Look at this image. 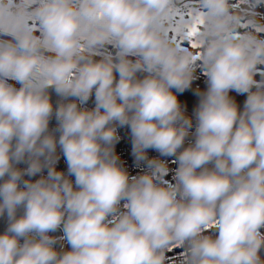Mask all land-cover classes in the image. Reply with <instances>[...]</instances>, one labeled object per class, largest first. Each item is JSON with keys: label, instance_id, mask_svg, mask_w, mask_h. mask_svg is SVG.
I'll return each instance as SVG.
<instances>
[{"label": "clouds", "instance_id": "9594fccd", "mask_svg": "<svg viewBox=\"0 0 264 264\" xmlns=\"http://www.w3.org/2000/svg\"><path fill=\"white\" fill-rule=\"evenodd\" d=\"M261 7L0 0V264H264Z\"/></svg>", "mask_w": 264, "mask_h": 264}, {"label": "crops", "instance_id": "0c3cea01", "mask_svg": "<svg viewBox=\"0 0 264 264\" xmlns=\"http://www.w3.org/2000/svg\"><path fill=\"white\" fill-rule=\"evenodd\" d=\"M189 44H191L193 47H195V41L194 40H190L188 42ZM196 75L198 77V79H196L191 88L184 91L183 93H178V99L180 100V102L182 103V105L186 106V109L189 110L190 112H193V109L195 108V106L198 103V97L195 94L196 89L199 88L201 91L206 89V77L204 76V74L197 69ZM10 83H15L14 81H9ZM15 86L18 88L20 85L18 83L15 84ZM230 95L233 96L237 103L242 107L243 106V101L245 99L244 95H239L237 94L235 91L230 92ZM116 150V149H115ZM116 153L118 154L117 150ZM63 158V157H61ZM62 161V160H61ZM62 163V162H61ZM60 165V161L57 164V167ZM166 180L169 179V175L167 177H165ZM183 251V249L177 247L174 250L170 251L168 253V256L171 258L172 261H176L177 257L179 256V254Z\"/></svg>", "mask_w": 264, "mask_h": 264}, {"label": "built area", "instance_id": "2783aa9c", "mask_svg": "<svg viewBox=\"0 0 264 264\" xmlns=\"http://www.w3.org/2000/svg\"><path fill=\"white\" fill-rule=\"evenodd\" d=\"M93 100H89L87 106L89 108L94 106ZM187 110V109H186ZM187 113L189 115L192 114V112H190L189 110H187ZM119 134L121 136V140L119 141V143L116 145V150L118 152V155L120 156L121 160L124 163V166L128 169V171L130 172L131 175H136L138 174V172L140 171V169L136 166V163L134 161V158L131 155V143H130V137H129V130L127 128H121L118 129ZM185 146H187V141ZM158 155L157 153H155L154 151L149 150V156H156ZM169 159V161H171L172 158H167ZM169 167L170 169H172L173 171L169 173V181L172 180V175L173 172L175 170V168L177 167L176 164L174 163H169ZM67 169V164L64 160V158H62V163L60 165V167L58 168V170H64L66 171Z\"/></svg>", "mask_w": 264, "mask_h": 264}, {"label": "trees", "instance_id": "16d2710c", "mask_svg": "<svg viewBox=\"0 0 264 264\" xmlns=\"http://www.w3.org/2000/svg\"><path fill=\"white\" fill-rule=\"evenodd\" d=\"M245 27H249V26H245ZM262 35H264V33H262ZM50 91H51V98H52L53 104L55 105L56 102L58 101L59 97L56 95L54 90H50ZM55 124H56L55 119L50 121V125H49L50 129H54L55 128ZM19 167H24V165L21 164V165H19ZM36 178H38V177H33V179H36ZM6 226H7L6 217H0V234H2L5 231Z\"/></svg>", "mask_w": 264, "mask_h": 264}, {"label": "rangeland", "instance_id": "374dc122", "mask_svg": "<svg viewBox=\"0 0 264 264\" xmlns=\"http://www.w3.org/2000/svg\"><path fill=\"white\" fill-rule=\"evenodd\" d=\"M194 3L195 2V0H181V3ZM242 2V0H237V3L239 4V3H241ZM259 11L261 12V13H264V7H261L260 9H259ZM245 26H249V24H244V25H242V27H245ZM259 29L260 28H256V30L257 31H259ZM62 160V158L60 159V165H61V161ZM60 165L57 167V168H59L60 167ZM63 233H62V231H61V234L60 235H62ZM60 235H58V236H60ZM57 247H58V245H57ZM66 247H67V245H66Z\"/></svg>", "mask_w": 264, "mask_h": 264}, {"label": "snow or ice", "instance_id": "6c2138e0", "mask_svg": "<svg viewBox=\"0 0 264 264\" xmlns=\"http://www.w3.org/2000/svg\"><path fill=\"white\" fill-rule=\"evenodd\" d=\"M189 15H195V14H194V13H189ZM198 22H199V21H197V23H198ZM259 31L264 32V28H260ZM190 35L193 36V37L196 35V25H195V24H193V25L191 26ZM194 46H197V45L195 44Z\"/></svg>", "mask_w": 264, "mask_h": 264}, {"label": "water", "instance_id": "95a60500", "mask_svg": "<svg viewBox=\"0 0 264 264\" xmlns=\"http://www.w3.org/2000/svg\"><path fill=\"white\" fill-rule=\"evenodd\" d=\"M51 235H56V236H58V235H60L61 234V231L60 230H57L56 232H53V233H50Z\"/></svg>", "mask_w": 264, "mask_h": 264}]
</instances>
